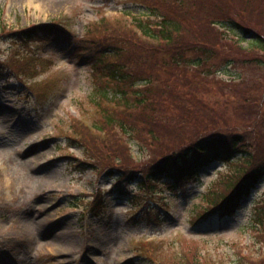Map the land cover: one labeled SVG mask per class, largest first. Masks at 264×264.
I'll return each mask as SVG.
<instances>
[{"label": "rangeland", "instance_id": "rangeland-1", "mask_svg": "<svg viewBox=\"0 0 264 264\" xmlns=\"http://www.w3.org/2000/svg\"><path fill=\"white\" fill-rule=\"evenodd\" d=\"M204 1L185 12L197 21L178 38L190 48L186 62L210 53L200 65H180L172 44L132 25L143 15L138 0H0V264H195L197 256L203 264H263L256 222L264 223V178L233 216L195 223L216 198L206 194L212 183L237 173L243 155L247 169H264V49L222 26L240 21L264 36V5L232 0L219 12ZM122 15L130 17L115 21ZM23 30L30 34L13 36ZM99 44L120 51L106 62L130 68L142 104L133 95L102 114L95 108L91 95L106 79L85 51ZM18 55L36 61L37 73L20 71ZM215 134L240 137L235 160L195 170L173 193L116 179ZM96 195L104 211L84 215L83 199Z\"/></svg>", "mask_w": 264, "mask_h": 264}, {"label": "trees", "instance_id": "trees-1", "mask_svg": "<svg viewBox=\"0 0 264 264\" xmlns=\"http://www.w3.org/2000/svg\"><path fill=\"white\" fill-rule=\"evenodd\" d=\"M201 1L205 2L204 0H138L139 4L144 5L142 11L143 15L132 16V25H134L144 37H149L152 40L158 41L160 43L172 44L169 47H174L171 50L173 52V60L176 63H180L181 65L186 62L184 59V51H187L190 48L183 44L178 36L183 31L185 35L189 31H194L193 27L197 21L194 14L188 16L185 14V12H190L191 10L200 7V5L202 7ZM207 1L211 3L215 10L221 12L223 9L228 7V4L231 3L232 0ZM256 1L259 2L256 8H262L260 3L264 5V0H249V2L252 4L256 3ZM122 16V18L116 19L115 21L125 19V17H130L128 15ZM206 20H209V16L205 18V21ZM214 23L215 22L213 21V24ZM227 23V25L226 23L222 24L223 28L228 26L233 31H238L240 33V39L244 40L245 36H252V39L248 40L250 43L249 46L251 48L264 49V36L261 33L255 32V35H251L253 32H250L251 30L244 26V24L240 21L230 20ZM3 30H5L4 27ZM28 34H30L29 30H23L15 33L13 36L26 37ZM191 48L196 50L197 47L191 46ZM119 53L120 51H110L109 49H105L104 47H101V44L96 45L92 50L86 49L85 51L87 60L89 59L92 62L93 73H95L98 77L100 76L103 79H106L103 87H99V90H95L96 94L98 95H91L92 102L100 114L104 113V109L110 103L116 104L117 102H122L124 105L127 104L133 95L134 104L143 103V93L141 91L137 93L135 92V89L132 88L133 81L131 80V75L129 74L130 68L126 69L124 68L123 64H119L115 61H108V63L106 62L109 57H116L119 55ZM209 53L210 51L204 48L199 52L193 53L199 57L194 56V61L186 63L200 65L202 61L200 57H203L202 55L207 56ZM17 57L22 59L20 62L24 61L19 67L20 71L31 68L33 71L28 73H37V71L33 69L34 63L36 61L34 62L32 58L26 57L24 60L20 55ZM35 66H37L36 63ZM109 81L112 85L118 87H122V85H124L126 82L130 84L128 88H109L107 86V82ZM147 84H149V81H147ZM96 102H98V105L95 104ZM103 103H107V105L103 106ZM106 117L110 118V116L104 115V118ZM105 120L107 122L104 123V130L107 129L108 125H111L109 119ZM120 125V129L125 134L129 135L130 133L128 134L126 126H123L122 124ZM105 133L106 132L104 131V134ZM133 134L134 133H131V136H133ZM149 134L152 133L150 132ZM135 136L138 138V133H136ZM195 140L196 143H194L193 146H186L181 151L173 152L170 155H167L160 161L150 165L146 171L142 172V170H139L130 171L127 174L124 173V175L128 177L129 181H124L120 177H116V179L124 182L125 184L135 183L138 189L148 192L149 190L146 189L147 187L152 185L156 186L155 184L162 183L165 185L166 190L173 193L176 191L180 183L185 180L188 181L194 175L195 170H201L211 161L216 160L221 163H228L230 160H235L236 152L234 147L238 145V142H240L241 139L238 136L229 137L215 134L206 136L202 135L197 137ZM197 153L203 154L204 157L198 159L196 157ZM243 157L246 158L243 159L246 162L233 171V173H235V171H237V173H235L233 176L230 175L228 177L230 179L222 181L220 178H218L212 183V187H210L206 194L208 196L210 192H214L216 194V198L211 199L209 203H207V206L202 210L203 212L200 216H198L199 218H197V222L195 224H199L202 221L215 217L222 219L233 216L239 207L240 200L247 197L255 185L262 178H264L263 167L255 166L247 169L251 159L248 157V155H243ZM122 175L123 172H121V176ZM120 191L121 189L118 187L117 193ZM84 202L85 200L83 199V203ZM83 203L82 205L85 209L84 214L86 215L90 214L96 217L99 216L105 209V200L102 196L96 195L93 197L92 201L86 202L85 204ZM147 207L148 212L152 210L149 208V206ZM255 213H257V209L255 210ZM256 224L259 227L264 228V223L262 221L260 222L258 220ZM195 259V264H203L200 261L199 256L195 257Z\"/></svg>", "mask_w": 264, "mask_h": 264}]
</instances>
